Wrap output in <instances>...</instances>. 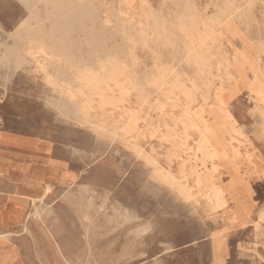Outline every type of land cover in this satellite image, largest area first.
<instances>
[{"label":"rangeland","instance_id":"rangeland-1","mask_svg":"<svg viewBox=\"0 0 264 264\" xmlns=\"http://www.w3.org/2000/svg\"><path fill=\"white\" fill-rule=\"evenodd\" d=\"M263 1L0 0V135L14 136L0 140L7 166L0 176V251L23 264H264V221L253 223L264 213V104L248 92L249 63L264 74ZM189 20L196 21L195 35L212 29L203 74L186 58L176 29ZM113 54L131 62L146 86L140 131L131 135L107 115L106 130H99V115L79 116L59 88L77 90L72 66L95 68ZM239 56L249 63L223 80V65ZM176 77L209 86L234 119L229 156L240 184L226 192L223 211L210 210L199 196L185 200L157 176L164 168L179 177L166 135L170 106L162 112L157 104ZM33 166L43 170L39 181L26 178ZM46 184L51 190L44 193ZM29 197L43 217H29ZM234 209L248 221L230 222Z\"/></svg>","mask_w":264,"mask_h":264},{"label":"bare ground","instance_id":"bare-ground-1","mask_svg":"<svg viewBox=\"0 0 264 264\" xmlns=\"http://www.w3.org/2000/svg\"><path fill=\"white\" fill-rule=\"evenodd\" d=\"M263 3H264V1H263ZM226 20H228V19H226ZM231 21L232 20H230L229 23H232ZM223 27H224V25H223ZM208 28H209V26H208ZM224 28H226V26ZM176 29L178 30V32L180 33V35L182 37L183 47L185 49V53L187 54L186 58L195 63V65L197 66V69L199 71L198 72L199 74H203V72H202L203 67L206 64V61L208 60V56L206 55L205 50L207 49V41H208V39H210V34H211L212 29L211 28H210L211 30L207 29V30H209V32L207 34L195 35L196 21H193V20H189L187 22L180 23L179 25L176 26ZM122 33H123V31H122ZM203 33H205V32H203ZM228 33H229V31H228ZM234 35L237 36V34H234ZM234 35H233V37H234ZM238 37H239V35H238ZM249 41H248V43H249ZM250 43H251V41H250ZM170 44L172 45V43H170ZM196 46H197V49H194V47H196ZM247 48H248V45H247ZM247 51H244V52L247 53ZM241 53H242V51H241ZM253 53H255V52H253ZM252 58H253V55H252ZM255 58H256V56H255ZM248 63H249L248 57H244V56L236 57L234 62H232V63H225L222 67V69H223L222 79L223 80H230V79L235 78L237 75H239L241 73V69H242L241 67L243 66V64H248ZM249 65H250L249 67H250V70H251L252 75H253V79H252V82L248 85V92L254 96V99H256L259 102H262L264 104V74L261 72L257 63L251 62V63H249ZM71 74L74 77L75 82L78 84L77 90H73V88L68 89V87L64 86V85L59 86V88H60V91L62 93L65 92V94H67V97L70 99L71 103H73L75 105V111L77 112V114L79 116L86 118V117H90L92 115H97V116L99 115V120H98L99 123L97 124V127L99 130L101 129V131H103V132L106 130L107 124H109V122H106L107 117H108V120L111 118L110 123H112V121H115V123L117 125L120 123V125L122 126V132L125 135H131V134L136 133L137 131H140L138 129L140 128L141 121H142L141 112L143 111L145 104H147L146 86H140V82L137 78V75L133 69V64L131 62L122 60L121 58H119V55L113 54V55H109L107 57V59H105V61L98 63V65L95 68L94 67H85L84 69H81L79 67L72 66ZM163 74H165V73H163ZM170 74H172V73H170ZM156 75H157V73H156ZM12 78H13V76H12ZM48 79H49V77H48ZM51 82L56 84L55 79H51ZM152 87L158 88V87H162V86H152ZM163 87H165V88L160 90L162 97L160 98V100L158 101L157 104L159 105V108L162 110V112H163V109H165L167 107V105L170 106V130H169V128L166 129V132H167L166 135H170L171 150H170V156L169 157H170V163L175 161V160L180 161V170H179V177H176L171 172H170V174L162 173L161 171L164 168L163 169L161 168V171L158 169V171H160V172H158L157 176H161V178L163 180H165L166 182H168L171 187L176 188L178 190L179 194L181 195V197L184 198L185 200H190L193 197L195 198L196 196H199L205 202L206 206L210 210H212V211H223L225 209L223 207V200H225L224 196L227 195L226 192L227 191L229 192L228 189H232V190L235 189V187H238L237 185L240 184L239 172L237 171V168L235 166H231V159L229 156V152L232 151L231 139H229V136H231L232 132H234V128H233L234 119H233L232 115L230 114V112L227 108V103L218 93H214V95L211 96L210 92H209V86H207V85L203 86V83H198V82L193 81V80L192 81L190 80V84L186 85V84L182 83L176 77V78L170 80V86H163ZM77 98H79V101H77ZM258 111H260V110H258ZM261 114H263V113H261ZM106 115H107V117H106ZM111 116L112 117L114 116V117L112 118ZM120 125H118V126H120ZM166 127H167V125H166ZM93 130H94V128H93ZM168 130L170 131V133L168 132ZM261 130H264V116L262 118ZM99 132L100 131H97V133H99ZM106 134H105V136H106ZM108 135H109V133H108ZM13 137L14 136L10 135V134H2V135H0V140L1 141L7 140V139L11 140L10 138H13ZM25 138H28V137H25ZM137 138L138 137L136 136V139ZM162 138H163V136H162ZM113 142H114V140H113ZM117 150H116V152H117ZM112 151H113V149H112ZM117 154H119V153H117ZM123 156H125V155H123ZM154 163H156V162L154 161ZM5 165H6V163L3 160L2 155L0 154V176L4 175L7 172V168H6V170L3 169V167ZM160 167H158V168H160ZM86 173H87V171H86ZM259 173H260V176L264 178V171H260ZM224 175H227L230 178L228 180L229 182L226 183V185L228 184V186H225L223 184V180L225 178ZM42 177H40V178H42ZM76 185H79V184H76ZM80 187L82 188L83 186H80ZM92 187H94V186H92ZM77 188H78V186H77ZM78 189H80V188H78ZM87 189H89V188H87ZM224 189H227L225 191L226 194L223 191ZM50 190H51V186L49 184H46L45 188L42 189V191H44V193H47ZM85 190H86V188H85ZM32 191H34V189L31 190V192ZM85 192L88 193L87 190ZM104 192H105V190H104ZM72 193H74V192H72ZM79 196H81V195L79 194ZM82 196H83V194H82ZM60 197H63V195ZM74 197H76V195ZM86 197H85V199H86ZM63 198H65V196ZM67 198H69V197H67ZM81 198L82 197H80V199ZM72 199L70 198V200H72ZM35 200H36L35 198L29 197L28 203L31 202V205L33 207V211L31 210L28 215L30 218L31 217L37 218L39 215L43 217V215H41L42 213L39 211V208H38ZM82 200H83V198H82ZM77 201H78V199H77ZM72 203H73V200H72ZM38 204H39V202H38ZM115 204H117V203H115ZM75 205H77V204H75ZM78 205H80V204L78 203ZM226 206H227V204H226ZM81 207H82V205H81ZM81 207H79V208H81ZM83 208H85V203H84ZM100 209H101V207H100ZM87 210H88V208H87ZM44 212H47V211L44 210L43 213ZM240 212H241V210H240ZM240 212H239V209H234L232 212H230L228 215L229 221L230 222L237 221L238 223H240L242 225L244 223H246V221H248L247 214L244 215V212H241L242 213V215H241ZM127 213H125V214H127ZM128 216H130V215H128ZM84 217L86 218L87 215ZM262 221H264V213L263 212L259 213L257 218L255 219V221L253 222L254 227L259 228L261 226ZM71 222H73V221H71ZM80 222L82 223L81 220H80ZM90 223H89V225H90ZM146 225H148V224H146ZM25 226H24V229H25ZM145 228H144V230H146ZM88 229H90V228H88ZM88 229H87V231H88ZM138 229L139 228H137V230ZM72 230H74V229H72ZM139 231H142V230H139ZM136 232H138V231H136ZM139 233H141V232H139ZM48 235H49V238L52 237L51 233H48ZM61 235H63V234H61ZM211 235L212 234H209L208 236H211ZM71 236H72V234H71ZM206 236H207V234H206ZM61 238H62V236H61ZM62 240H63V238H62ZM62 242H64V241H62ZM61 245H62V243H61ZM37 254H38V252H37ZM89 254L90 253H88L87 257L89 256ZM37 257L35 259H37ZM84 261L86 264H88L86 259ZM12 262H15L16 264H23L21 262V260L19 259V256L16 255L15 253L13 254L11 252L7 253L6 251H0V264H12ZM45 263H46V261H45ZM75 264H76V262H75Z\"/></svg>","mask_w":264,"mask_h":264},{"label":"crops","instance_id":"crops-1","mask_svg":"<svg viewBox=\"0 0 264 264\" xmlns=\"http://www.w3.org/2000/svg\"><path fill=\"white\" fill-rule=\"evenodd\" d=\"M7 166L5 165L3 167V169L6 170ZM29 176H27V179H31V180H35V181H39L41 180L43 176V170L40 168V167H37V166H33L29 169ZM10 217V216H9ZM9 219H7L8 221Z\"/></svg>","mask_w":264,"mask_h":264}]
</instances>
